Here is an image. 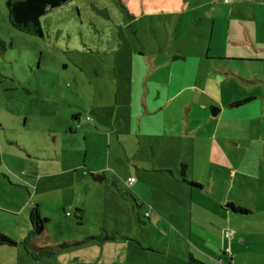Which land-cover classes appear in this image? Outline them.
I'll list each match as a JSON object with an SVG mask.
<instances>
[{
	"label": "crops",
	"instance_id": "crops-1",
	"mask_svg": "<svg viewBox=\"0 0 264 264\" xmlns=\"http://www.w3.org/2000/svg\"><path fill=\"white\" fill-rule=\"evenodd\" d=\"M135 2V17L176 25L175 41L140 44L127 70L114 64L115 99L135 128L134 151L118 162L130 167L133 206L104 228L113 239L88 244L113 249L112 264H264V37L253 36L242 0Z\"/></svg>",
	"mask_w": 264,
	"mask_h": 264
},
{
	"label": "rangeland",
	"instance_id": "rangeland-1",
	"mask_svg": "<svg viewBox=\"0 0 264 264\" xmlns=\"http://www.w3.org/2000/svg\"><path fill=\"white\" fill-rule=\"evenodd\" d=\"M240 3L253 36L263 38L264 0ZM138 6L135 0H69L41 16L38 35L13 27L0 0V233L16 243L0 246V264H112L115 251H102L98 242L40 257L21 243L96 236L132 212L124 173L130 167L118 162L134 151L135 128L126 103L115 99L114 64L127 70L140 44H172L176 26L135 17ZM178 26L183 33L184 23ZM75 114L92 120L79 127ZM117 114L119 138L110 125ZM99 170L105 179L93 178ZM33 216L42 224L38 233Z\"/></svg>",
	"mask_w": 264,
	"mask_h": 264
},
{
	"label": "trees",
	"instance_id": "trees-1",
	"mask_svg": "<svg viewBox=\"0 0 264 264\" xmlns=\"http://www.w3.org/2000/svg\"><path fill=\"white\" fill-rule=\"evenodd\" d=\"M69 0H5V6L8 13V20L13 27L29 31L34 34L42 35V29L40 27V18L49 9L57 7ZM245 100L237 101L235 103H242ZM215 111L216 108L212 107ZM78 115H73V119H76ZM234 212L245 213L244 208L234 207L232 204L228 205ZM34 221V216L32 217ZM39 219V218H38ZM115 234H98L96 236H88L85 239H67L55 244L37 245L30 239L22 241L23 248L31 253L33 257L37 256H52L58 254L63 249L69 248L74 245H79L90 239H96L99 241L113 239ZM16 243L8 236L0 233V246H15ZM189 263L200 264L198 261L189 258Z\"/></svg>",
	"mask_w": 264,
	"mask_h": 264
},
{
	"label": "built area",
	"instance_id": "built-area-1",
	"mask_svg": "<svg viewBox=\"0 0 264 264\" xmlns=\"http://www.w3.org/2000/svg\"><path fill=\"white\" fill-rule=\"evenodd\" d=\"M224 1H226V0H224ZM91 120H92V118L89 115H86L84 117L80 116V117L76 118V121H77L76 123L79 126H81L82 124L87 123V122H89ZM134 180H135V177H128L127 183L130 185ZM223 234H224L225 237H229L231 235V231L230 230H224Z\"/></svg>",
	"mask_w": 264,
	"mask_h": 264
},
{
	"label": "water",
	"instance_id": "water-1",
	"mask_svg": "<svg viewBox=\"0 0 264 264\" xmlns=\"http://www.w3.org/2000/svg\"><path fill=\"white\" fill-rule=\"evenodd\" d=\"M93 178L94 179H101V177H98V176H96V175H93ZM35 221V225H34V227H35V229H34V231L35 232H40L41 231V229H42V224H40V222L36 219V217H35V219H34Z\"/></svg>",
	"mask_w": 264,
	"mask_h": 264
}]
</instances>
